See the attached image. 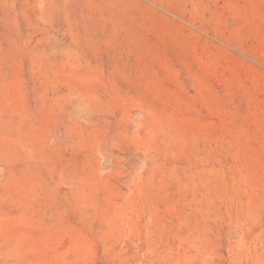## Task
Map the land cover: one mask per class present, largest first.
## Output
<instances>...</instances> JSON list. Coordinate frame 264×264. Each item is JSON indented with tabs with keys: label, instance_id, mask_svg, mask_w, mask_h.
Listing matches in <instances>:
<instances>
[{
	"label": "rangeland",
	"instance_id": "1",
	"mask_svg": "<svg viewBox=\"0 0 264 264\" xmlns=\"http://www.w3.org/2000/svg\"><path fill=\"white\" fill-rule=\"evenodd\" d=\"M0 264H264V0H0Z\"/></svg>",
	"mask_w": 264,
	"mask_h": 264
}]
</instances>
